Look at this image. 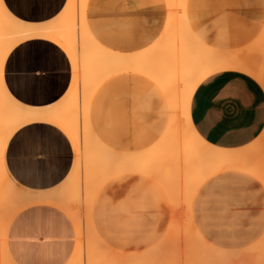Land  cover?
Here are the masks:
<instances>
[{"label":"crops","instance_id":"crops-1","mask_svg":"<svg viewBox=\"0 0 264 264\" xmlns=\"http://www.w3.org/2000/svg\"><path fill=\"white\" fill-rule=\"evenodd\" d=\"M67 5L68 0H0V9L13 23L33 30L57 23ZM167 13L164 0H88L86 6L88 27L97 41L115 52L131 54L143 52L157 41ZM219 13L247 16L228 30L231 34L224 51L247 47L264 27V0H187L186 17L193 33L194 19ZM69 80L68 60L56 44L40 33L16 41L1 61L3 92L18 108L31 113L44 114L58 106ZM143 85L149 100L156 104L157 117L163 121L162 135L169 117L165 96L145 77L122 74L100 86L90 105L92 128L109 147L127 153L143 151H137L141 137L136 113L144 97ZM190 121L198 136L215 148L246 147L264 129V91L246 75L231 71L213 74L201 81L192 95ZM46 123L55 125L46 117H38L17 126L3 146L4 173L25 193L52 194L62 186L70 170L74 171L68 136ZM121 181L130 183V175L106 185ZM126 188L109 186L112 199L106 189L95 218L92 209V222L98 236L113 250L140 254L164 238L170 217L163 205H150L144 212H137L136 202L121 201ZM122 210L128 212L121 213ZM195 220L202 236L201 218ZM206 221L211 227L210 241H218L220 227L224 226L227 249L217 248L243 250L264 236V202L227 203L211 211ZM2 246L4 253L7 248L12 264H71L75 259L72 224L62 213L45 205L18 213Z\"/></svg>","mask_w":264,"mask_h":264},{"label":"bare ground","instance_id":"bare-ground-1","mask_svg":"<svg viewBox=\"0 0 264 264\" xmlns=\"http://www.w3.org/2000/svg\"><path fill=\"white\" fill-rule=\"evenodd\" d=\"M87 1L68 0L60 20L41 32L64 54L70 73L80 71L82 91L93 83L89 82L91 77H97L96 90L122 74H136L150 80L166 98L168 123L156 143L144 151L112 150L92 130L90 112L77 110V103L70 96L73 84L69 83L59 105L42 116L68 136L76 156L74 171L49 196L17 192L16 198L25 203L21 211L46 205L69 219L75 233L73 264H264V236L247 249H219L202 238L191 217L193 195L208 177L238 171L253 177L264 188V129L250 145L224 150L203 141L190 121L192 95L198 84L213 74L237 72L253 79L264 91V27L247 47L234 51L214 49L202 43L190 29L187 0H164L168 13L157 41L143 52L121 53L102 46L92 35L86 19ZM20 31L19 39L29 34L25 29ZM19 39L8 41L5 47L0 37V63L7 49ZM0 95V135L5 136L8 130L41 117L16 107L3 92L1 82ZM7 107L12 108L11 122L1 116ZM125 175L151 179L171 204V221L164 238L140 254L111 249L98 236L92 222L98 191ZM0 264H8L2 252Z\"/></svg>","mask_w":264,"mask_h":264},{"label":"rangeland","instance_id":"rangeland-1","mask_svg":"<svg viewBox=\"0 0 264 264\" xmlns=\"http://www.w3.org/2000/svg\"><path fill=\"white\" fill-rule=\"evenodd\" d=\"M246 19H247V16H240V15L231 16L225 13H219L216 15L205 17L203 19H194L196 21L194 33L198 37V39L202 41V43L206 44L207 46L215 48V49H219V50H227L225 48L226 38L228 35L231 34V31H228V30L233 29L232 25L244 22ZM23 29L29 32L27 36H30L33 33H40L42 35H45L44 33L41 32L42 31L41 29L33 30L30 28H23V27L16 25L0 9V37L4 39V42L6 43L5 47L8 41L19 39L17 37L19 36V34H21L20 30H23ZM27 36H24V37H27ZM9 48L7 49V51L9 50ZM75 52H76L75 53L76 59L79 60V49H76ZM79 76H81L79 70L77 73H74V74L70 73L69 82L71 85L73 84V87L70 90V96L72 100L76 101L77 110H79L80 113L82 112V110H88L90 112V109H91L90 105L92 103L94 94L97 91L96 90L97 85H98L97 77H91L89 82H93V83H90V85H88V87L82 91L81 82L78 79ZM0 82H1V63H0ZM145 89H146V86L144 87L143 85L142 92H143L144 97L138 103V106H137L138 109L136 110L137 124H138L137 133L141 137V140L138 143V146H141V147L137 148L138 149L137 151H140V150L144 151L150 148L158 140L160 133L164 127L163 121L161 120V118L157 117L156 115V111H157L156 104L149 100L150 98L148 96V92L145 91ZM82 97H83V100H82ZM1 101H2V97L0 95V102ZM59 102L60 101H58V103ZM12 113H13L12 108L7 107L1 111V116L2 118H5L4 121L11 122ZM42 115L43 114H41V117H44ZM39 122H42V121H39ZM42 123H45V122H42ZM90 123H91V117H90ZM46 124L53 126L59 131V129L55 125L50 124V123H46ZM17 128L18 127H14L11 130H8L5 136L0 135V252H2V254L5 256L8 264H12V263L7 258V248L5 250V253L3 251L2 242L7 238V232H8L10 223L12 222L14 217L18 213H20L21 208L25 203L24 201L16 198V195H17L16 193L22 192V191L19 190L10 180H8V178L6 177L4 173V169L2 165V151H3V146L5 142L7 141L9 136L13 133L12 131L14 129L16 130ZM59 132L61 133V131ZM97 138L105 146L109 147L99 137ZM66 140L68 141L67 138ZM71 148H72V145H71ZM111 149L118 151V152H123V151L116 150L113 148ZM72 152H73L72 167H73L75 160H76V156H75V152L73 151V148H72ZM130 177H131V182L129 181L130 183H128V181H121L117 183L111 182L108 185L103 186L98 191V193L95 196L94 203H93L94 218L96 214V207H98V205L102 202L103 197H104L103 194L105 190L109 186H116V187L126 186L127 188L124 190L125 191L124 195L121 196L122 202H126V204H129L130 202L131 203L136 202L137 208H138L137 212H144L145 208L150 205L154 207H157V205H163V207L167 209L169 217H170V221H171L172 212L170 209L171 208L170 199L161 190L159 185H157V183H155L151 179L145 176H142V175H130ZM18 187L20 188V186ZM107 192H108V189H107ZM25 194L30 195V196H35V197H46V196L51 195V194H46V193L44 194L25 193ZM107 196L109 197L110 200L112 199L111 192L110 193L108 192ZM231 202H244V203L264 202V188L261 184L256 182L253 177L249 176L246 173H242L238 171L223 172V173H219L217 175L208 177V179L206 178L199 185L198 189L195 191L193 195L192 204H191V217H192V222L194 226H198L197 225L198 222L195 219L200 217L201 226L203 230L200 232L202 233L203 238L205 240H208L213 246L223 248V249H227L224 244V226L220 227V235H219L220 238H218V241L216 242L210 241V232H211L210 228L211 227L209 225V221H206V219L210 216L211 211L214 212L217 208L224 207L225 204L231 203ZM124 212L127 213L128 210L121 211V213H124ZM82 213H83V210H82ZM212 228L214 229V227ZM258 241H256L255 243H257ZM111 248L113 249V247ZM228 250H241V249L228 248ZM116 251H119V250H116ZM120 252H123V251H120ZM71 264H73V262Z\"/></svg>","mask_w":264,"mask_h":264},{"label":"snow or ice","instance_id":"snow-or-ice-1","mask_svg":"<svg viewBox=\"0 0 264 264\" xmlns=\"http://www.w3.org/2000/svg\"><path fill=\"white\" fill-rule=\"evenodd\" d=\"M262 83H264V81H262ZM10 149H11V145H9V148H8V150L10 151Z\"/></svg>","mask_w":264,"mask_h":264}]
</instances>
